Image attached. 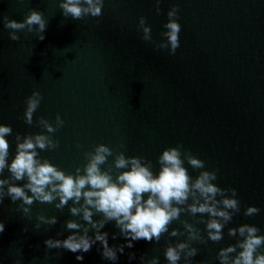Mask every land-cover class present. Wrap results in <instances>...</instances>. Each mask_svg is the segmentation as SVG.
<instances>
[{
    "label": "water",
    "instance_id": "obj_1",
    "mask_svg": "<svg viewBox=\"0 0 264 264\" xmlns=\"http://www.w3.org/2000/svg\"><path fill=\"white\" fill-rule=\"evenodd\" d=\"M60 3L0 0V124L13 129L6 137L9 164L16 155V135L47 134L38 124L40 117L55 125L59 113L65 124L50 134L59 147L38 151L40 158L65 174L75 175L76 168L87 163L85 153L105 144L114 155L101 167L114 177L126 170L112 168L119 152L152 161L158 175L163 150L182 144L205 161L200 170L185 161L189 175L195 179L203 170L218 169L213 183L237 190L240 211L225 224L223 239L213 242L206 227L213 217L192 214L190 196L184 205L173 204L182 209L179 219L169 224L158 242L134 241V247L125 246L121 253L125 234L114 219L107 220L95 208L91 222L86 221L83 198L61 207L56 193L50 203L13 202L7 194L9 185L23 187L28 179L14 180L6 167L0 173L8 182L0 189V223L5 225L0 264H169L167 247L180 243L188 248L177 264H220L219 251L240 239L238 234L229 236L230 228L254 225L264 235V0H162L159 14L155 0H104L101 16L82 20L65 18ZM176 5L182 30L173 55L142 39L139 20L146 17L158 43L165 39L161 33L167 31L163 27L167 13ZM33 9L44 13L45 39L38 40L39 33L27 29L17 31L20 40L10 39L13 30L4 26L3 18L22 22ZM37 90L43 99L29 125L24 118L26 100ZM25 192L33 196L29 189ZM196 196L203 203L199 193ZM248 206L260 212L245 216ZM73 207L80 209L75 215ZM69 222L79 227L69 229ZM186 224L201 239H190ZM98 232L108 234L116 260L103 257L102 242L95 241ZM70 235L77 239L87 235L95 243L87 253L45 244ZM193 248L196 256L187 257ZM259 251L264 253V246ZM133 253L135 258L130 259ZM80 255L83 261L76 259Z\"/></svg>",
    "mask_w": 264,
    "mask_h": 264
},
{
    "label": "clouds",
    "instance_id": "obj_2",
    "mask_svg": "<svg viewBox=\"0 0 264 264\" xmlns=\"http://www.w3.org/2000/svg\"><path fill=\"white\" fill-rule=\"evenodd\" d=\"M162 0H155L156 11L159 14V7ZM104 0H61L59 7L65 18L71 17L73 20H82L86 16L99 17L102 15ZM168 21L163 25L167 31H163L160 42L153 41L151 26L146 23V17L139 20V28L142 29V39L156 44V48L169 49L170 54H175L180 47L179 34L182 26L179 23V6H173L167 13ZM4 26L13 31L10 32V39L20 40L16 33L19 30L27 29L28 32L36 31L39 33L38 40L45 39L44 33L47 29V21L44 13L38 10H31L26 19L22 22L10 20L7 16L3 18ZM43 99L42 94L37 90L26 100L25 121L31 125L33 115L40 106ZM38 124L46 129L47 134L38 133L21 136L17 134L16 155L11 163L8 162L10 154V143L6 138L10 136L13 129L10 125L0 124V173H3L7 167L14 180H23L25 176L28 183L23 187L10 184L7 194L12 201L23 200L25 204H31L33 199L41 202H51L55 197L53 193L60 198L61 207L74 200L79 203L84 200L83 214L86 221L91 222L92 211L104 214L107 220H115L121 232L125 234L126 245L120 247L123 253L124 247H134V241L146 240L152 242L153 238L158 242L161 235L168 231L169 224L179 219L181 208L176 205H184L190 196L194 203L189 206L192 214H208L213 217L207 222L208 239L213 242H219L223 239V229L225 224L232 220L234 214L240 211V200L235 188H221L213 181L217 180V170H203L198 177L193 179L189 175L188 169L184 166L185 161L194 169H205V161L198 158L190 151L184 149L182 144L175 147H169L163 150L158 158L160 164L159 174L152 171V161L141 156H126L124 152L115 154L114 168L118 171L115 177L110 170H103L102 165L106 164L108 157L113 156V149L105 144L95 146L94 151L85 153L87 163L76 168V174H65L58 166L51 163L48 159L40 158L38 150H54L59 147L60 142L54 139L52 133H55L65 124L60 114L56 115L55 125L50 123L44 117H40ZM123 146V145H122ZM77 147H80L78 144ZM83 173V174H81ZM8 183L0 179V189ZM50 187V191L46 190ZM25 188L29 189L33 196H28ZM87 188V190H85ZM231 195H227V193ZM203 198V203L197 198L196 194ZM148 194L147 199L144 195ZM217 197H220L219 199ZM231 197V198H230ZM3 194L0 191V203H2ZM91 206V207H88ZM72 213L77 214L80 209L73 207ZM260 212L256 206H248L244 212L245 216H253ZM223 221V223H221ZM53 223L55 220L52 221ZM69 229L79 227L75 222H69ZM103 227V222H100ZM185 227L190 232V239H201L191 225ZM5 231V225L0 223V234ZM260 229L254 225L244 224L237 228H230L229 236L240 239L236 244L222 248L218 253L220 264H264V253L259 249L264 246V235H259ZM175 231L173 235H175ZM108 234L97 233L95 241L102 242L103 257L109 260H116V251L108 245ZM115 238V237H113ZM95 241L85 236L76 238L70 235L62 242L46 240L48 247L58 248L61 245L73 252H89ZM188 248L186 243H180L175 247L169 246L165 251V258L169 264H177L181 259V253ZM239 249V251H238ZM197 254L196 249H189L187 257H194ZM235 254V255H232ZM135 254L130 256L134 259ZM78 261H83L82 255L77 256ZM153 264H157L153 261Z\"/></svg>",
    "mask_w": 264,
    "mask_h": 264
}]
</instances>
